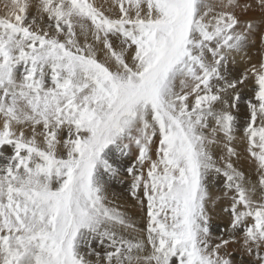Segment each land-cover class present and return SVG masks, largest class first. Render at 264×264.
Returning a JSON list of instances; mask_svg holds the SVG:
<instances>
[{
  "label": "snow or ice",
  "instance_id": "obj_1",
  "mask_svg": "<svg viewBox=\"0 0 264 264\" xmlns=\"http://www.w3.org/2000/svg\"><path fill=\"white\" fill-rule=\"evenodd\" d=\"M4 9L0 264H264V0Z\"/></svg>",
  "mask_w": 264,
  "mask_h": 264
},
{
  "label": "bare ground",
  "instance_id": "obj_2",
  "mask_svg": "<svg viewBox=\"0 0 264 264\" xmlns=\"http://www.w3.org/2000/svg\"><path fill=\"white\" fill-rule=\"evenodd\" d=\"M0 8L2 9V11L0 10V16L4 15V11L5 9H3V5L0 6ZM242 65V64H240ZM235 71L237 72V74L242 71L240 69H235ZM243 151V150H241ZM241 167L243 170L247 171L248 170V163L247 162H243L241 164ZM126 185L121 186L120 184L116 183L114 184L113 188L111 189L112 192H115L117 195L121 196L122 198L120 199L119 203L125 205L128 209H131V204H132V200L131 197L128 195L127 191H126ZM135 211V210H133ZM137 215V219H138V223L141 224V226L143 225V221L139 220V213H136ZM222 216V215H220ZM227 224L224 223H218L217 221L213 220V232L214 234H218L220 232V229L223 227H226ZM237 260H239V254H237L236 257Z\"/></svg>",
  "mask_w": 264,
  "mask_h": 264
},
{
  "label": "rangeland",
  "instance_id": "obj_3",
  "mask_svg": "<svg viewBox=\"0 0 264 264\" xmlns=\"http://www.w3.org/2000/svg\"><path fill=\"white\" fill-rule=\"evenodd\" d=\"M7 2H8V0H0V6L3 5V9H4V4L7 3ZM0 10L2 11L1 8H0ZM260 18H261V13L257 9L254 12V19L257 22H259ZM253 43H254V47H252L250 49V53L254 55V58H258L256 56V53H257L258 49L261 47L260 41H259V39L257 37H254L253 38ZM243 67H244L243 64L242 65H238L236 67V69L243 70ZM243 148H244V145H240L239 150H243ZM220 215H222V216H220ZM213 220L217 221L218 223H224V222L226 224L228 223V217L220 211L219 207H217L216 210L213 212Z\"/></svg>",
  "mask_w": 264,
  "mask_h": 264
}]
</instances>
